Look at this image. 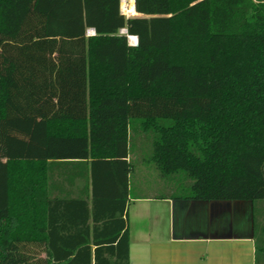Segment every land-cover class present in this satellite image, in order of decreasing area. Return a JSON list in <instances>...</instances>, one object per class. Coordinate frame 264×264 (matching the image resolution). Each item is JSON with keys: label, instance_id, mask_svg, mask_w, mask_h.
<instances>
[{"label": "trees", "instance_id": "16d2710c", "mask_svg": "<svg viewBox=\"0 0 264 264\" xmlns=\"http://www.w3.org/2000/svg\"><path fill=\"white\" fill-rule=\"evenodd\" d=\"M136 13L0 0V264H130L137 133L190 180L158 198L253 202L264 264V0Z\"/></svg>", "mask_w": 264, "mask_h": 264}, {"label": "crops", "instance_id": "0c3cea01", "mask_svg": "<svg viewBox=\"0 0 264 264\" xmlns=\"http://www.w3.org/2000/svg\"><path fill=\"white\" fill-rule=\"evenodd\" d=\"M222 201L134 199L130 264H255L251 201Z\"/></svg>", "mask_w": 264, "mask_h": 264}, {"label": "rangeland", "instance_id": "374dc122", "mask_svg": "<svg viewBox=\"0 0 264 264\" xmlns=\"http://www.w3.org/2000/svg\"><path fill=\"white\" fill-rule=\"evenodd\" d=\"M130 8L131 0H125L124 3L121 1V10L125 9L126 16L138 15L137 13L133 14ZM130 43H132L131 40ZM133 143L132 161L134 163V170L131 177L132 195L140 196V198H158L163 196L169 197L182 192L186 184L190 182L188 177L184 174L163 176L155 164L147 163L144 157L150 150V142L141 133L133 135Z\"/></svg>", "mask_w": 264, "mask_h": 264}, {"label": "bare ground", "instance_id": "6f19581e", "mask_svg": "<svg viewBox=\"0 0 264 264\" xmlns=\"http://www.w3.org/2000/svg\"><path fill=\"white\" fill-rule=\"evenodd\" d=\"M123 1V3H124V1L125 0H122ZM131 8H130V10H132L131 12H133V14L135 13V4H134V0H131ZM130 40H131V42H132V44H136L137 42H138V37L137 36H131L130 37Z\"/></svg>", "mask_w": 264, "mask_h": 264}, {"label": "water", "instance_id": "95a60500", "mask_svg": "<svg viewBox=\"0 0 264 264\" xmlns=\"http://www.w3.org/2000/svg\"><path fill=\"white\" fill-rule=\"evenodd\" d=\"M125 31V30H124ZM131 36H129V39H130ZM218 202H223L222 200H216ZM228 202H230V200H227ZM252 203V209H253V202L251 201ZM253 228H254V216H253Z\"/></svg>", "mask_w": 264, "mask_h": 264}, {"label": "built area", "instance_id": "2783aa9c", "mask_svg": "<svg viewBox=\"0 0 264 264\" xmlns=\"http://www.w3.org/2000/svg\"><path fill=\"white\" fill-rule=\"evenodd\" d=\"M124 10H125V9H123L122 12H123V14L126 15L127 13H126V11H124ZM88 33H89V34H94V30L90 29ZM131 44H132V43H131ZM136 44H137V43H136ZM133 45H134V44H133Z\"/></svg>", "mask_w": 264, "mask_h": 264}]
</instances>
